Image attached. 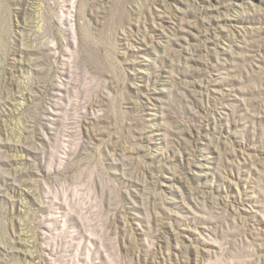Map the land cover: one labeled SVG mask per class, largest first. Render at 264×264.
Segmentation results:
<instances>
[{
	"label": "rangeland",
	"instance_id": "1",
	"mask_svg": "<svg viewBox=\"0 0 264 264\" xmlns=\"http://www.w3.org/2000/svg\"><path fill=\"white\" fill-rule=\"evenodd\" d=\"M258 11L0 0V264H264Z\"/></svg>",
	"mask_w": 264,
	"mask_h": 264
},
{
	"label": "bare ground",
	"instance_id": "2",
	"mask_svg": "<svg viewBox=\"0 0 264 264\" xmlns=\"http://www.w3.org/2000/svg\"><path fill=\"white\" fill-rule=\"evenodd\" d=\"M210 2H211V0H209ZM200 3V2H199ZM185 4V3H184ZM210 4V3H209ZM202 5V4H201ZM173 6V5H172ZM189 6V5H188ZM204 6V5H203ZM208 6V5H207ZM215 6V5H214ZM182 7V6H181ZM209 7V6H208ZM179 8V7H178ZM187 8V7H186ZM185 8V9H186ZM182 9V8H181ZM184 9V10H185ZM188 9V8H187ZM201 9V7L199 6V10ZM183 10V11H184ZM182 11V10H181ZM205 11H206V7H205ZM256 12V11H255ZM185 13V12H184ZM204 13H206V12H204ZM183 14V13H182ZM259 14V11H258V13L256 14L255 13V15L257 16ZM203 15V14H202ZM236 16H238V15H236ZM254 16V15H253ZM204 17V16H203ZM258 19H257V21H256V23H255V25L251 28V37H253L254 39H256L255 41H256V45H254L253 47H255L256 49L254 50V49H252L253 51V53H252V55H253V57H254V55H255V53H259V55L261 56V54H260V52H258L257 51V48H259L258 46H260L261 44H264V15L263 14H259L258 16ZM256 17V18H257ZM181 18V17H180ZM234 18V17H233ZM237 18V17H236ZM245 18H248L247 16L245 17ZM253 18V17H252ZM208 19V18H207ZM251 19V18H250ZM250 21V20H249ZM248 21V22H249ZM255 21V20H254ZM253 22V21H252ZM210 23V22H209ZM254 23V22H253ZM220 25V24H219ZM251 27V26H250ZM180 29H181V27H179ZM247 28V27H246ZM182 31V30H181ZM175 32V31H174ZM184 32V31H183ZM209 32V31H208ZM179 33V32H178ZM213 33V32H212ZM245 33V32H244ZM172 34V33H171ZM183 34V33H182ZM241 35V34H240ZM243 35V34H242ZM247 35V34H246ZM216 36V35H215ZM250 36V35H249ZM173 37V36H172ZM208 37H209V35H208ZM217 37V36H216ZM230 37V36H229ZM247 37V36H246ZM176 38V37H175ZM234 39V38H233ZM242 39H244L243 37H242ZM182 40V39H181ZM214 40H216V39H214ZM247 40V39H246ZM253 40V39H252ZM258 40V41H257ZM174 41V40H173ZM176 41H177V38H176ZM208 41V40H207ZM238 41H239V39H238ZM214 42V41H213ZM235 42V41H234ZM180 43V42H179ZM242 43V42H241ZM251 43H253L254 44V41L253 42H251ZM247 44H248V46H249V43H248V41H247ZM252 44V45H253ZM246 45V44H245ZM264 46V45H263ZM237 47H240V46H237ZM252 47V46H251ZM246 48V47H245ZM248 48H250V47H247V49ZM263 48V47H262ZM199 49H201V48H199ZM240 49V48H239ZM244 49V48H243ZM196 50V49H195ZM194 50V51H195ZM241 50H242V48H241ZM245 50V49H244ZM250 50V49H249ZM262 50V49H261ZM182 52V51H181ZM188 52V51H187ZM237 52V51H236ZM244 52V51H243ZM247 52H249V51H247ZM190 53V52H189ZM238 53V52H237ZM240 53H241V51H240ZM175 54H176V51H175ZM197 54V53H196ZM217 54V53H216ZM248 54V53H247ZM177 55V54H176ZM175 55V56H176ZM184 55V54H183ZM193 55V54H192ZM180 55H178V57H179ZM213 56V55H212ZM242 55H240V57H241ZM244 56V55H243ZM249 56H251V54L249 55ZM255 56H257V55H255ZM174 57V56H173ZM184 57V56H183ZM252 57V58H253ZM193 58V57H192ZM191 58V59H192ZM216 58H217V56H216ZM254 58H256V57H254ZM263 58V57H262ZM248 59H249V57H248ZM187 60H188V58H187ZM193 60H194V58H193ZM198 60V59H197ZM215 60H218V59H215ZM230 60V59H229ZM233 60V59H232ZM243 60V59H242ZM245 61H247V59H244ZM264 60V59H263ZM186 61V60H185ZM190 61V60H189ZM192 61V60H191ZM190 61V62H191ZM196 61V60H195ZM202 61V60H201ZM250 61V60H249ZM253 61V60H252ZM171 62V61H170ZM178 62H179V60H178ZM205 63V62H204ZM215 63V62H214ZM221 63H222V61H221ZM253 63V62H252ZM212 64V63H211ZM220 63H218V65H219ZM250 64V63H249ZM174 65V64H173ZM179 65V64H178ZM197 65V64H196ZM221 65V64H220ZM219 65V66H220ZM229 65H230V63H229ZM232 65V64H231ZM248 65V64H247ZM252 65V64H251ZM256 65V64H255ZM176 66V64L174 65V67ZM182 66V65H181ZM185 66V65H184ZM223 66H225V64L223 65ZM228 67V66H227ZM181 68V67H180ZM184 68V67H183ZM188 68V67H187ZM191 68H192V66H191ZM204 68V67H203ZM211 68V67H210ZM217 68V67H216ZM228 68H230V67H228ZM185 69V68H184ZM189 69V68H188ZM194 69V68H193ZM202 70V69H201ZM206 70H207V68H206ZM218 70V69H217ZM227 70H229V69H227ZM179 71V70H178ZM190 71V70H189ZM196 71H198V70H196ZM208 71V70H207ZM221 71V70H220ZM223 71V70H222ZM193 72H194V70H193ZM192 72V73H193ZM205 72V71H204ZM183 73V72H182ZM207 73V72H206ZM220 73V72H219ZM200 74V73H199ZM198 74V75H199ZM210 74V73H209ZM218 74V73H217ZM191 75V74H190ZM192 76V75H191ZM196 76V75H195ZM184 77V76H183ZM209 77V76H208ZM211 77V76H210ZM206 82H209V80H207ZM215 82V81H214ZM219 82V81H218ZM194 83V82H193ZM199 83V82H198ZM197 83V84H198ZM216 83V82H215ZM220 84H222V82L220 83ZM193 86V85H192ZM195 87V86H194ZM204 87V86H203ZM187 88H189V87H187ZM190 88H192V87H190ZM196 88V87H195ZM212 89V88H211ZM188 90V89H187ZM190 91H192V89L190 90ZM208 91H209V89H208ZM234 91V90H233ZM264 91V90H263ZM218 92H220V91H218ZM229 92H231V91H229ZM190 93V92H189ZM217 93V92H216ZM196 94V93H195ZM223 94V93H222ZM228 94V93H227ZM226 94V95H227ZM261 94V93H260ZM187 95V94H186ZM193 95V94H192ZM191 95V96H192ZM216 95V94H215ZM219 95V94H218ZM263 95H264V93H263ZM188 96V95H187ZM221 96V95H220ZM224 96H225V94H224ZM229 96V95H228ZM231 96V95H230ZM217 97V96H216ZM244 97V96H243ZM218 98V97H217ZM228 98V97H227ZM261 98V97H260ZM257 99V98H256ZM253 100V99H252ZM258 100V99H257ZM218 101V100H217ZM216 101V102H217ZM221 101V100H220ZM254 101V100H253ZM252 101V102H253ZM256 101V100H255ZM219 102V101H218ZM225 102V101H224ZM227 102V101H226ZM227 103H229V102H227ZM251 103V102H250ZM254 103V102H253ZM262 103V102H261ZM225 104V103H224ZM252 104V103H251ZM214 105H217V104H214ZM219 105V104H218ZM258 105V104H257ZM150 106V105H149ZM220 106V105H219ZM219 108V107H218ZM226 108V107H225ZM228 108V107H227ZM252 108H253V106H252ZM264 108V107H263ZM230 109V108H229ZM253 110V109H252ZM254 110H255V108H254ZM191 111H193V110H191ZM257 111H258V109H257ZM262 111H263V109H262ZM190 112V111H189ZM196 112H198V111H196ZM196 112H192V113H196ZM218 112V111H217ZM199 113V112H198ZM232 113V112H231ZM197 114V113H196ZM257 114V113H256ZM258 114H259V111H258ZM201 114L199 113V116H200ZM255 116V115H254ZM198 117V116H197ZM200 117H202V116H200ZM193 118V117H192ZM203 118V117H202ZM195 120V119H194ZM199 122V121H198ZM202 122V121H201ZM175 123V122H174ZM197 123V122H196ZM257 134V133H256ZM262 137V136H261ZM258 138H259V135H258ZM236 225V224H235ZM264 241V240H263ZM262 241V242H263ZM262 246V245H261ZM264 250V249H263Z\"/></svg>",
	"mask_w": 264,
	"mask_h": 264
}]
</instances>
